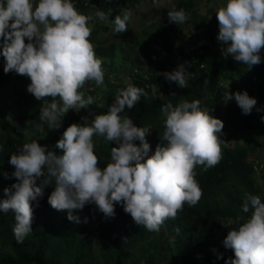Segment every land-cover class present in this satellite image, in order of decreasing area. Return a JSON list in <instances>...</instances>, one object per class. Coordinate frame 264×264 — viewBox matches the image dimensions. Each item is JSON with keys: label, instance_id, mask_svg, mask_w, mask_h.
Wrapping results in <instances>:
<instances>
[{"label": "trees", "instance_id": "obj_1", "mask_svg": "<svg viewBox=\"0 0 264 264\" xmlns=\"http://www.w3.org/2000/svg\"><path fill=\"white\" fill-rule=\"evenodd\" d=\"M138 0H72L76 10L88 15L97 10L108 12L114 20L120 10L135 7ZM198 0H165L161 5H149L147 27L131 34L125 50L128 83L110 79L104 74L103 85L88 81L79 91L93 103L80 111L69 110L58 129L51 130L41 121V110L51 101L37 100L21 83L24 76L15 72L4 73L5 59L0 53V198L3 189L10 187L16 178L11 176L14 167L8 163L10 152L33 140L47 146L57 156L63 150L56 147L65 128L72 123L91 125L94 117L107 112L117 95L129 85L143 89L139 102L131 109L125 108L134 124L149 128L146 141L151 155L164 132L167 113L162 107L169 102L175 107L179 102L199 100V107L223 122L221 159L212 167L197 165L195 180L202 189V197L195 206L184 204L175 219H168L159 231H149L136 224L121 204L114 205V215L106 217L97 206L86 204L83 209H73L79 223L67 219V210L57 211L48 203L55 182L46 185L44 195L31 202L33 210L32 231L17 243L13 228L14 213L0 211V264H226L234 258V251L224 246L229 229L237 216L245 219L242 205L246 194L259 196L264 203V50L261 62L247 68L236 62L217 39L219 32L216 11L211 5L199 11ZM227 0L224 5L226 6ZM184 9L186 19L180 23V35L172 38L176 28L167 12ZM93 20H96L94 17ZM92 20V21H93ZM108 21L102 26L108 27ZM92 41L98 25H91ZM27 43V38H25ZM3 37H0L2 46ZM96 57L113 60L116 43L93 42ZM186 69V88L165 78L178 65ZM10 84V87L7 86ZM246 91L257 101L250 114H243L235 99L225 102L228 92ZM175 93V94H173ZM59 99V98H57ZM104 107H98L99 104ZM257 117V122L253 118ZM150 127H153L152 129ZM243 137L238 139V133ZM230 139V143L226 140ZM99 167L110 162L114 142L105 143L103 137H93ZM133 143L139 146L140 141ZM261 151L259 165L253 157ZM9 178L5 179L3 173ZM40 180H37V184ZM86 219V222H85ZM218 254L219 257L218 258Z\"/></svg>", "mask_w": 264, "mask_h": 264}, {"label": "clouds", "instance_id": "obj_2", "mask_svg": "<svg viewBox=\"0 0 264 264\" xmlns=\"http://www.w3.org/2000/svg\"><path fill=\"white\" fill-rule=\"evenodd\" d=\"M110 13L111 9L107 13L97 10L94 16L82 14L72 0H0L3 71L27 76V91L37 100L51 97L40 115L49 129H58L69 110L78 112L93 103L91 96L85 98L79 91L85 82L103 85L102 61L89 40V22L94 17L108 21ZM167 16L176 24L186 19L182 8L170 9ZM130 17L127 10L122 16L116 15L112 20L114 32L126 31ZM216 18L217 39L227 45L225 54L247 68L259 64L264 50V0H227L226 6L217 9ZM185 73L181 64L164 76L186 88ZM142 94L146 95L143 89L129 85L90 126L86 119L83 125L69 124L56 142L62 155L35 140L10 155L8 163L14 167L11 176L16 182L3 189L0 211L14 213L17 243L32 231L31 202L38 203L45 186L53 181L48 203L57 211L67 210V219L75 223L80 221L72 214L73 209L94 203L111 217L114 205L121 204L136 224L159 231L166 220L176 218L185 203H198L202 189L194 169L197 165L215 166L221 159L222 120L210 115L208 109L202 110L199 100H183L175 107L169 102L161 109L167 113L161 137L166 143L158 144L148 155L150 145L145 137L149 128L138 127L127 115H121L126 107L133 108ZM233 98L245 115L257 104L246 91L228 92L225 102ZM94 136L116 145L111 147L110 162L103 168L98 166ZM135 140L140 141L139 146ZM3 176L9 178L7 172ZM242 211L251 214L246 219L237 216L233 223L238 227L229 229L223 241L235 254L230 264H264V203L259 196L246 194Z\"/></svg>", "mask_w": 264, "mask_h": 264}, {"label": "rangeland", "instance_id": "obj_3", "mask_svg": "<svg viewBox=\"0 0 264 264\" xmlns=\"http://www.w3.org/2000/svg\"><path fill=\"white\" fill-rule=\"evenodd\" d=\"M165 2V0H138L137 5L133 7L130 5V7L127 9V11L131 12V17L129 21L127 22V30L122 33H115L114 32V24L112 21H108V27L103 28L102 26L105 24L106 21H101L98 18L96 20L90 21L89 26L98 25L99 28L96 31L94 38L91 43L93 42H106L108 40L114 41L117 45L116 47V53L113 57V60L110 62H107L106 57H97L102 61V69L105 75H107L110 79H117L120 83L127 84L128 78H129V72L127 71V57L125 55V50H128L127 43L130 40L131 34L133 32H138L140 27H147L148 21L150 17L148 16V7L149 5H161ZM225 0H198L196 3V7L199 11L203 13H208L206 8L208 5H211L212 8L217 11L219 7H222L224 5ZM33 3H35V0H33ZM124 10H120L119 15L122 16ZM176 31L175 33H172V38L174 39V36L180 35L182 31V26L180 23L175 24ZM221 46L226 50L227 45L220 41ZM129 51V50H128ZM28 81V84L30 83V79L27 76H24L23 79H21V83L26 84ZM85 84H88V81L85 82ZM8 87H10V84H7ZM254 122H257V117L255 116L253 118ZM151 129L153 127H150ZM165 131V129H164ZM164 133V132H163ZM162 134L159 135V140L162 143H166L165 141L161 140ZM243 137V133H238V139H241ZM230 139H227L226 142L230 143ZM21 148V147H20ZM19 147L14 149L10 152V154H13L20 149ZM261 151L258 152V155L256 157H253V161L255 164V167H258L259 162L258 158L261 156Z\"/></svg>", "mask_w": 264, "mask_h": 264}]
</instances>
